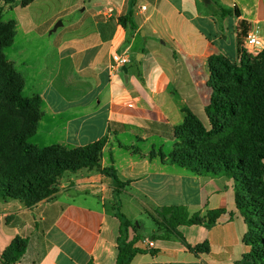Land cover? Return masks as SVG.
Masks as SVG:
<instances>
[{
  "label": "crops",
  "instance_id": "1",
  "mask_svg": "<svg viewBox=\"0 0 264 264\" xmlns=\"http://www.w3.org/2000/svg\"><path fill=\"white\" fill-rule=\"evenodd\" d=\"M78 7L83 15L65 27L63 18ZM1 12L5 22H15L16 35L60 32L50 73L31 88L30 97L42 98L43 114L30 142L80 148L106 138L102 167L113 166L127 184L117 189L101 171L81 170L72 178L64 174L61 189L32 207L0 199V264H7L3 255L17 237L29 243L14 264H116L119 211L139 227L144 239L137 246L148 250L131 264L241 261L249 251L248 226L236 206L234 180L176 166L168 171L155 154H166L187 110L208 124L209 59L239 60L241 23L264 35V0H35L25 8L0 0ZM128 12L136 30L119 23ZM56 22L62 25L54 31ZM124 54L131 59L127 73L111 76L110 65ZM5 55L23 77L24 92V71L34 67L24 50L18 52L22 62ZM174 205L191 215L225 211L211 228H178L188 245L207 244L208 251L194 253L178 236L154 240L143 234V217Z\"/></svg>",
  "mask_w": 264,
  "mask_h": 264
},
{
  "label": "trees",
  "instance_id": "2",
  "mask_svg": "<svg viewBox=\"0 0 264 264\" xmlns=\"http://www.w3.org/2000/svg\"><path fill=\"white\" fill-rule=\"evenodd\" d=\"M1 1L8 5L20 2L25 8L35 0ZM119 23L124 28L137 29L132 12L120 16ZM241 27L242 35L246 36L249 29L244 23ZM15 38V22H5L1 12L0 199H18L26 207H32L53 196L57 178L81 170L101 171L112 178L117 189L123 188L127 183L119 179L115 168L102 167L106 138L80 148L61 145L40 148L30 142L42 118V98L24 96V79L5 55ZM209 67L208 86L212 95L205 111L211 129L187 110L184 123L174 130V147L181 148L184 131H189L193 139L186 140L189 151L171 153V164L196 176H224L236 182V206L248 226L244 244L249 248L237 264H264V51L255 62L242 52L240 64L221 55L212 56ZM161 159L166 161V155L162 154ZM224 212L217 209L205 215H191L182 205L158 208L150 214L158 228L152 238L178 236L190 251H208L207 244L188 245L178 228L193 225L211 228ZM117 215L121 226L116 264H131L138 254L148 250L137 246L144 239L139 227L120 211ZM28 243L25 238H15L3 255L4 262L19 261Z\"/></svg>",
  "mask_w": 264,
  "mask_h": 264
},
{
  "label": "rangeland",
  "instance_id": "3",
  "mask_svg": "<svg viewBox=\"0 0 264 264\" xmlns=\"http://www.w3.org/2000/svg\"><path fill=\"white\" fill-rule=\"evenodd\" d=\"M82 15H83L82 7L81 8L78 7L73 12L69 13L66 17H64L62 22L64 23L65 27H69L70 24H72L75 20L80 18ZM5 18L7 19L9 17L6 16ZM59 33H54L50 35L49 32H47L44 36L39 37L38 35H35V34L24 35L21 30H18L14 43L6 49L9 57L12 58L15 56L14 59L16 60V62H22L20 60V56L18 55V52H20L21 50H24V52L26 53V57L29 59V62L32 64V67H34L31 70L28 69V71H24L27 77V83L29 84V86H27L26 90L23 92L24 96L30 97L31 95H33L34 93L31 91V88L36 86L34 88V90H36V88H38L39 82L41 81L40 79L41 76L45 77V76H48V74L50 73V69L53 66V63L55 61L54 47L57 45L56 41L59 37ZM244 37L246 38V36ZM245 38H244V43L241 49L242 50L241 53L244 52V54L250 57L254 62L258 61L261 53H258V54L251 53L249 50L245 49L244 47ZM51 48L53 49L52 51H51ZM240 62H241V57L237 61V64H240ZM207 125H205V127L208 130H210L211 129L210 123L208 122ZM184 132H186V134L184 135L185 138L180 140V142L182 143L181 148L174 147V143H175L174 137H169V142L166 144V154H165L166 161L165 162H166V169H168V171H171L173 167V165L171 164V160H170L171 153L173 152L183 153L185 151H189V148L186 146V140L193 139V137L189 131H184ZM30 141H32V138L30 139ZM158 154H155V156L161 157L162 154L164 153L160 151ZM103 158L104 156H102L101 159ZM170 166H171V169H170ZM176 169H179V168L176 167ZM65 174L71 178L73 176H76L72 172H67ZM62 178L63 177L57 178L56 183L54 184L52 188L54 189V193L52 195H54L57 191L61 189L62 184H63ZM234 183L236 184L235 181ZM173 199L174 198H172V200ZM174 202H177V199H174ZM140 224L141 225L144 224V229L142 230L143 234L147 237H152L154 230H156V224L153 218L151 216L150 217L145 216L140 220Z\"/></svg>",
  "mask_w": 264,
  "mask_h": 264
},
{
  "label": "built area",
  "instance_id": "4",
  "mask_svg": "<svg viewBox=\"0 0 264 264\" xmlns=\"http://www.w3.org/2000/svg\"><path fill=\"white\" fill-rule=\"evenodd\" d=\"M245 49L251 53H262L264 51V35H261L258 31H250L245 38ZM131 62V59L127 55H121L116 58L114 63L109 67L110 75L116 76L123 72V68ZM149 246H153V242L149 243Z\"/></svg>",
  "mask_w": 264,
  "mask_h": 264
},
{
  "label": "water",
  "instance_id": "5",
  "mask_svg": "<svg viewBox=\"0 0 264 264\" xmlns=\"http://www.w3.org/2000/svg\"><path fill=\"white\" fill-rule=\"evenodd\" d=\"M61 25H62V22L57 23V25L54 27L53 30L56 31V30L58 29V27L61 26ZM123 71H124L125 73H127V71H128L127 67H124V68H123Z\"/></svg>",
  "mask_w": 264,
  "mask_h": 264
}]
</instances>
